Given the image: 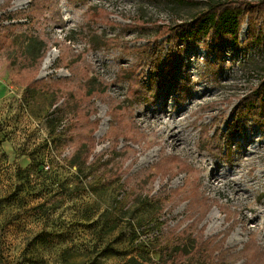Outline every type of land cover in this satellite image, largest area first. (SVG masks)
<instances>
[{"label": "rangeland", "instance_id": "1", "mask_svg": "<svg viewBox=\"0 0 264 264\" xmlns=\"http://www.w3.org/2000/svg\"><path fill=\"white\" fill-rule=\"evenodd\" d=\"M260 2L230 0L232 44L191 32L203 4L0 0V264L142 263L155 214L212 264H264Z\"/></svg>", "mask_w": 264, "mask_h": 264}, {"label": "trees", "instance_id": "2", "mask_svg": "<svg viewBox=\"0 0 264 264\" xmlns=\"http://www.w3.org/2000/svg\"><path fill=\"white\" fill-rule=\"evenodd\" d=\"M176 3H189L192 5H199L203 4L206 6V11L201 12L198 14V16L194 17V27L191 30V32L195 34H202L203 37L213 35L215 37H219L224 39L228 38L231 40L232 44H237L239 41V32L241 30V19L244 13V10L242 8H234L233 6H229L230 0L227 2H223L222 0L213 1V0H206L204 2H194V1H184V0H174ZM261 5L264 6V0H261ZM38 5L33 6V8L30 9L29 12L23 11V12H17L15 14L10 15L6 20L7 21H14V20H20L21 18L24 19H31L32 21V15L39 13ZM262 6L260 5H251L249 6L250 14L253 15L256 12H260V9ZM11 26L4 27L0 31V43L4 44L5 40L8 36V33L10 30H12L15 26L14 24H10ZM178 27V26H177ZM250 30H249V37L248 42L253 43L255 46L263 47L264 46V19L260 26H254V22H251L250 24ZM191 33V34H193ZM4 43H3V42ZM27 91V90H26ZM260 96L264 100V75L262 76L261 84L259 87ZM114 123L121 122L122 120L117 121V116L112 119ZM96 123V121H95ZM119 130L121 132V137L124 139L125 142H133V138L129 140L130 133H134L131 130H128V127L125 128L124 126L120 125ZM55 134L52 133L50 135V139L53 142L54 146L56 145V141L54 140ZM93 141V140H92ZM113 142V141H112ZM56 147V146H55ZM58 148L56 147V150ZM167 159H171L175 156H170L167 154ZM94 162H91L89 167H93ZM77 168L78 172L82 171L81 166L78 163H75L73 165ZM93 181V180H92ZM181 199H184V196L181 197ZM149 226L147 227L149 230H147L144 234L146 235V239L142 242H139L137 249V257L141 258L143 261L142 263L139 262L136 257H132L125 264H212L209 260V254L207 250H190L187 251L184 248H181L180 246H176V244L179 243L180 245V239L178 237H174V240H172L171 237L163 238L162 233V225L163 222L160 221V218L157 214H155L150 220H149ZM153 231H156V234H152ZM152 232V233H151ZM151 233V234H150ZM199 239L201 240V234H198ZM176 236V235H175ZM219 244V245H218ZM217 246L220 250H222V244L218 243ZM199 245H203L202 242L199 243ZM258 248L261 246L258 244ZM173 250H170V249ZM196 249V246L195 248ZM217 249V248H216ZM151 253H158L159 254V260H153L150 257ZM187 257L189 261L186 263V261L182 262L181 258ZM192 262L190 263V261ZM195 260V261H193Z\"/></svg>", "mask_w": 264, "mask_h": 264}, {"label": "bare ground", "instance_id": "3", "mask_svg": "<svg viewBox=\"0 0 264 264\" xmlns=\"http://www.w3.org/2000/svg\"><path fill=\"white\" fill-rule=\"evenodd\" d=\"M49 61H50V57H48V58L46 59V61H45V66L49 63Z\"/></svg>", "mask_w": 264, "mask_h": 264}]
</instances>
